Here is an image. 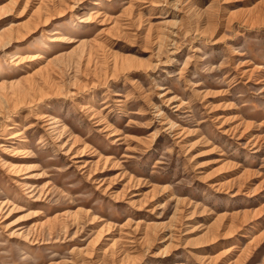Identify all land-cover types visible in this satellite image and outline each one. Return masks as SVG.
<instances>
[{
  "label": "rangeland",
  "instance_id": "374dc122",
  "mask_svg": "<svg viewBox=\"0 0 264 264\" xmlns=\"http://www.w3.org/2000/svg\"><path fill=\"white\" fill-rule=\"evenodd\" d=\"M0 264H264V0H0Z\"/></svg>",
  "mask_w": 264,
  "mask_h": 264
}]
</instances>
